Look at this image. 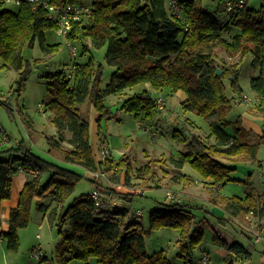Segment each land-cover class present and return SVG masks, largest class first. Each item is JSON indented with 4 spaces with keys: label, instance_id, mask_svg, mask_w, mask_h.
<instances>
[{
    "label": "trees",
    "instance_id": "trees-1",
    "mask_svg": "<svg viewBox=\"0 0 264 264\" xmlns=\"http://www.w3.org/2000/svg\"><path fill=\"white\" fill-rule=\"evenodd\" d=\"M179 1L182 7L179 14L172 10L174 7L169 0H95L90 4L91 14L76 22L70 33V38L85 41V49L81 50L82 53L90 52L89 56L84 61L75 60L69 72L58 70L49 75L52 97L44 103V111L54 113L52 122L57 128V134L47 138L51 152L59 150L65 162L90 172L97 171L99 164L104 162L108 172L127 168L129 174L130 162L125 154L118 162L110 157L98 160L91 142L90 121L83 114L82 105L87 101L91 104L99 113L97 121L110 118L111 110L105 98L141 85L143 89L122 100L121 109L134 113L136 118L142 113L150 118L157 105L156 97L146 89L150 84L157 92L165 88L173 94L183 91L187 95L180 104L183 113L194 112L208 118L221 111L219 119L210 123L208 137L211 141L197 134L188 138L181 128L174 130L173 137L184 143L186 151L172 157L173 180L194 183L195 178L182 171L189 164L213 193L215 190L219 193L227 182L238 180L233 173L239 170L242 162H257L263 166L258 154L264 146V131L254 134L256 141L253 142L240 116L235 120L226 118L227 110L232 107L228 88L243 95L240 61L221 64L217 49H223L229 57L252 55V68L259 71L251 79V88L258 100L254 111L264 116V0L259 8L247 4L236 15L227 11L226 0L227 18L214 12L218 8L210 11L201 7L197 0ZM51 29L57 30L58 25L41 5L35 7L25 2L17 11L0 7V69L19 71L20 88L25 86L32 71V63L24 57L23 49L34 47L37 40L47 54L58 49L57 44L47 41L46 32ZM231 29L234 33L228 39L224 33ZM104 47L105 60L115 69L110 82L102 87L103 63L91 52L93 48ZM152 162L159 166L161 160L156 158L140 170L151 173ZM21 168L33 172L34 176L24 184L18 205L10 210L8 229L4 231L3 203L11 199L13 177ZM92 176L101 205H96L90 193L66 205L76 182L83 178L82 173L44 159L25 143L0 149V241L5 240L9 250H18V231L29 224L35 205L58 228L61 240L56 251L61 255V264H68L73 258L89 261L93 257L100 264H180V260L185 264L195 263V250L205 237L194 212L193 205H197L167 197L150 210L149 228L146 229L143 220H139L142 216L129 207H105L117 198L131 202L139 193L120 192L97 182ZM130 197H133L131 201ZM220 198L233 216L253 213L264 218V192L258 194L254 188H249L245 197L221 195ZM162 227L179 231L178 252L171 259L163 249L149 253L146 248V235ZM77 242L81 249H77ZM213 243L234 251L240 258L246 254L242 244L230 243L220 234L213 236ZM46 259L43 256L40 264H46ZM227 264H236V259L232 258Z\"/></svg>",
    "mask_w": 264,
    "mask_h": 264
},
{
    "label": "rangeland",
    "instance_id": "rangeland-1",
    "mask_svg": "<svg viewBox=\"0 0 264 264\" xmlns=\"http://www.w3.org/2000/svg\"><path fill=\"white\" fill-rule=\"evenodd\" d=\"M80 1L92 4L95 0ZM197 1L201 7L210 11H214L218 8L217 11L214 12L216 14H222L221 18H227L229 15L228 12L224 10L226 0ZM249 2L250 5L256 9L259 8L261 4V0H249ZM166 5L170 8L168 3ZM3 8L17 11L19 6L10 4L5 5ZM172 10L175 11V9ZM233 33L234 30L231 29L225 32L224 35L228 39H231ZM46 37L49 43L57 44L58 46V49L53 53H45L40 46L39 40L36 41L34 47L23 49L24 57L28 58L32 63V71L23 88L19 86V71L6 68L0 69V97L3 100L0 102V136L2 131H4L5 134L11 138V144L18 146L19 144L25 143L44 159L62 166L72 167L83 174V178L76 182L75 191L66 202V205H68L81 195L90 193L96 186L94 182L95 178L93 176L91 178L93 171L87 173L85 168L72 166L61 160L60 156H62V154L59 150H56V152H51L49 150L47 138L54 136L57 128L52 122L54 113L50 111L44 113L42 107H44L46 100L52 97L49 75L58 70L69 72L75 60L84 61L89 56L88 54L90 52L82 53L81 49H83L85 45V41L82 39L79 38L74 40L72 38H67L64 35L58 34L55 29L48 30L46 32ZM69 42L77 46L79 50L75 58L71 55ZM92 51L91 54L93 53L95 59L103 63L104 74L102 87H104L110 82L115 67L106 62L105 47L101 49L93 48ZM217 53L218 61L221 64H230L240 61L242 68L240 85L243 88V95L239 96V94H235L231 88H228L227 94L231 99L232 107L230 109L228 108L229 110H227L226 118L235 120L246 111L258 117H262V122H264V116L256 114L254 111V107L258 100H256V95L251 88V79L257 76L259 71L252 67L247 70V66L250 67L251 54L244 58L240 55L229 57L221 48L217 49ZM81 54L85 55L82 56ZM35 64H37V66ZM140 89H143L141 85L126 89L120 94L107 96L105 98V104L111 110L110 118L105 117L98 121H94L93 118L90 119L94 108H92L88 101L82 105V110L83 114L87 116L90 121L91 142L94 146L93 148L97 158L104 160L103 151H108V156L115 161H120L125 154L129 157L130 162L129 174L127 173V168L117 172L116 170H114L115 172H108L106 171L104 162H102L99 164L100 166L97 170L99 175H93L96 177L97 182L106 184L110 188H115L120 192L126 193L135 191L139 193L135 195L134 199L129 202V206H127L133 212L138 209L144 211L139 220H143L145 228L148 229L151 215L150 210L158 206L160 202L167 200L168 190H172L182 202H185L177 186L178 183L183 184V181L177 182L172 179V170L175 167L172 157H178L181 151H186L184 143L178 142L173 137L175 133L174 130L181 128L188 138L193 134H197L205 141H211L212 139L208 137L209 129L207 123L217 121L221 111H218L208 119L194 112H188L184 115L181 107L180 109H178V105L173 107V93L169 88L157 92L148 84L146 89L151 93V96L156 97L158 94H161L164 97V103L161 106L156 105L154 114L150 118L146 117L144 113L136 118L134 113L122 110L120 104L124 98ZM244 94L251 99V102L244 99ZM186 117H188V119H186ZM190 120L202 127V130H197L196 126H193L192 123L189 122ZM250 136L252 137V141L255 142L256 137H254V132L250 131ZM16 141H18V143H16ZM65 146L68 147V143H66ZM258 155L262 160L263 166H259L257 162H242L239 170L235 173L238 179L250 182L254 179V171L264 174V146L260 148ZM156 158L161 160V162L159 166L152 162L151 173H145L140 170L145 168L150 161H154ZM115 166H117L116 162ZM115 168L117 169V167ZM183 168V172L190 173L195 180L200 178L189 164H186ZM153 170H156V173H153ZM252 170L253 175H250V171ZM46 175L47 172L44 176ZM258 182L260 183L259 180ZM199 184L201 183L199 182ZM202 184L198 186L196 181L193 183V189L196 190L195 192H198L199 195L202 196H191L189 200L191 204L197 205H193L196 218L207 228L203 242L195 250L194 264H203L202 250H205L203 252L209 254L211 257H217L215 246L212 243L214 233L226 237L227 234L226 231L223 230L222 222H226L225 224H227V222L230 223L231 221L224 207L210 200H205ZM245 190V183L236 180L229 182L222 189V195L244 196L246 195ZM257 191L264 192V189L260 190L259 187H257ZM210 196L212 197V194ZM116 200L120 199L117 198ZM124 202L126 203V201ZM5 207L10 206L5 205ZM248 214L250 218H253L252 221L259 219L257 221L260 222L262 220L254 216V214ZM246 215H240L238 219L241 218V220L248 221L245 220L248 219ZM258 227L261 228L262 224H258ZM220 228L221 231H216L220 230ZM238 233L236 238L242 243H245L248 247H251L253 251V257L247 261L248 264H263L261 255L262 251H264V229L260 242H256V235L254 233H246L241 229H238ZM18 236L19 248L17 251L7 250L6 241H0V264H40L39 260L33 256L34 248L41 249L43 256L47 257L44 261L46 264H61V255L56 251V247L61 240L58 228L53 224L52 220L48 218V216H45L43 211L38 210L35 205L32 207L29 224L19 229ZM178 237L179 231L176 229L162 227L152 230L146 235V248L149 253L159 252L163 249L166 255L172 257L175 254L174 250L177 245ZM76 246L77 249H81V244L79 242L76 243ZM227 261L230 262L231 259L227 258ZM179 262L180 264H185L183 260ZM214 263L220 264V261L214 259ZM68 264H85V262L73 258ZM92 264L100 263L92 261Z\"/></svg>",
    "mask_w": 264,
    "mask_h": 264
},
{
    "label": "crops",
    "instance_id": "crops-1",
    "mask_svg": "<svg viewBox=\"0 0 264 264\" xmlns=\"http://www.w3.org/2000/svg\"><path fill=\"white\" fill-rule=\"evenodd\" d=\"M84 3V2H83ZM248 5H250V2H248ZM252 56V55H251ZM218 59V58H217ZM252 59L253 57L251 58V62H250V67L247 66V70L248 68L251 69L252 67ZM164 91V90H163ZM159 92V91H158ZM187 98V95L183 92V91H178L176 93L173 94V107L175 105H178V109H180V104L182 101H184L185 99ZM2 98L0 97V102H2ZM177 108V107H176ZM45 113V111H43ZM187 113H184V115H186ZM176 115V114H175ZM98 116L99 114L97 113V111L95 112V110L93 111V114L91 115L90 119L93 118L94 121H97L98 119ZM241 117V120H242V125L248 130V131H252L254 132V134H263V131H264V122H262L263 118L262 117H258L256 115H253L252 113H248L246 111L243 112V114L240 115ZM183 118V117H182ZM209 118V117H208ZM206 118V119H208ZM186 119H188V117H186ZM191 121V120H190ZM189 121V122H190ZM192 123H194L193 121H191ZM208 125V129H210V123L208 122L207 123ZM194 125L196 126V129L197 130H202V127H200L199 125H197L196 123H194ZM56 134H57V129H56ZM55 134V135H56ZM54 135V136H55ZM13 145H10L9 147H11ZM49 146V145H48ZM96 146V145H95ZM94 147V146H93ZM50 148V146H49ZM60 159L63 160V157L60 156ZM98 160H101V159H98ZM221 161L227 163L229 162L227 159H222L220 158ZM64 161V160H63ZM67 163V162H66ZM67 164H70V163H67ZM72 166H76V165H73V164H70ZM83 168V167H82ZM184 169V168H183ZM183 171V170H182ZM90 171L87 170V173H89ZM237 172V171H236ZM235 172V173H236ZM186 173V172H185ZM235 173H233V176L238 179L236 176H235ZM190 174V173H188ZM198 174V173H197ZM199 175V174H198ZM32 176H34V173L33 172H30L28 171L27 169L25 168H21L18 173H16L13 177V191H12V197L11 199L9 200H6L4 203H3V210H2V218H3V224H2V230L6 231L8 229V226H9V214H10V210L11 208L15 207L18 205V202H19V197H20V192L24 186V184L28 181L29 178H31ZM200 176V175H199ZM239 181H242L244 183H248V185H246V190L245 192L249 189V188H254V190L256 191V193L258 194H261L263 191H257V187H259L260 190H263L264 189V174L261 173V172H255L254 171V179L252 181H244V180H240L238 179ZM258 180L260 181V183L258 182ZM198 186H201V184L203 183V180L202 178H198L196 180ZM199 182L201 184H199ZM230 182V181H229ZM227 182L226 185L229 183ZM260 184V185H259ZM225 185V186H226ZM177 186L179 187L178 188V191L180 192V194L184 197L185 199V202H189L190 200V197L191 196H202V195H199L198 192H195L196 190L193 189L194 185L193 183L191 184H188V185H185L184 183H178ZM221 187L220 188V192L218 193L217 190H215V193H213V190H211V188H207V186L205 184H202V190L204 191V197H205V200H210L212 202H215L216 204H220L222 207H225V205L223 203H221V195H222V189L225 187ZM93 190V189H92ZM195 193V194H194ZM212 194V197L210 196ZM221 194V195H220ZM217 195V196H215ZM239 196V195H238ZM226 197H231V196H226ZM240 197H245L244 196H240ZM203 198V197H202ZM113 202L115 203H118L122 206H127L129 204V202H124L123 198H120V200H113ZM5 205H9L10 207H5ZM129 206V205H128ZM127 206V207H128ZM227 211V210H226ZM227 214L230 216V223L227 222V224H225L224 222H222L223 224V230L226 231V234L227 236L224 237L226 238L230 243H234V242H238L240 244H242L244 247H245V251H246V254H244L245 256H243L242 258H240L241 256H238L237 253H235L234 251H230L228 249H225L223 247H218L216 245H214L213 243V240H212V243L213 245L215 246V250H216V254H217V257H211V262L213 264L214 263V259L216 260H219L220 261V264H227L228 261H227V258H234L236 259V264H248L247 261H249L250 259H252L253 257V251L251 250V247H248L247 245H245V243H242L239 239H237L236 237L238 236V229H241L243 231H245L246 233L249 232V233H254L256 235V242H260L261 240V236L263 234V229H264V218H260L262 219L260 222L257 221L259 219H257L256 221H252L253 218L251 217L250 218V215L247 214L246 215V218L248 219H245V220H248V221H244V220H241L238 219L239 216H233L230 214V212L227 211ZM262 224V227L259 228L258 227V224ZM200 228L203 229L205 231V234H206V226L204 224H201L200 223ZM216 231H221V228L220 230H216ZM216 233H214L215 235ZM5 241V240H4ZM4 241H1V242H4ZM175 254H177L178 252V246L176 245L175 246ZM5 250V249H4ZM7 250H9L7 248ZM205 250H202L201 251V254L203 255V252ZM6 252V251H5ZM174 254V255H175ZM173 255V256H174ZM168 256L170 259L173 258ZM78 260V259H77ZM238 260V261H237ZM92 261H97L98 260L96 258H90L89 261H83L85 262V264H92ZM261 261L262 263L264 264V251H262V255H261Z\"/></svg>",
    "mask_w": 264,
    "mask_h": 264
},
{
    "label": "built area",
    "instance_id": "built-area-1",
    "mask_svg": "<svg viewBox=\"0 0 264 264\" xmlns=\"http://www.w3.org/2000/svg\"><path fill=\"white\" fill-rule=\"evenodd\" d=\"M25 2L31 3L35 7L40 5L45 7L48 10L49 18L54 20L58 25V29L56 30L58 34L64 35L67 38H70L71 36L70 33L74 27V24L76 22H79L87 18L92 12L91 5L87 3L76 2V3L54 4L51 3L50 0H0V7H4L5 5H10V4L11 5L15 4L20 6L22 3ZM248 2L249 0H227L226 9L229 13L236 15L248 4ZM169 4L174 7L175 11L178 14L180 13L182 7L179 0H169ZM186 30H188V27H186ZM69 47L72 57L75 58L79 52L77 46L69 42ZM243 97L246 101L251 102V99L246 94H244ZM156 102L157 105L161 106L164 103V97L161 94H158L156 96ZM42 109L44 111V107H42ZM16 143H18V141H16ZM10 145H13L11 144V138L8 135H6L4 131H2V134L0 136V149H4L6 147H9ZM103 156H104V160H106L109 157L108 151H103ZM93 174L99 175L97 171L93 172ZM90 197L96 201V205H101L100 193L97 189L94 188L90 192ZM167 197L175 201H181V199L177 197L172 190H169L167 192ZM120 206L122 205L112 202V204L107 205L105 207L114 208ZM136 212L139 215H143L144 213L142 209H138ZM33 256L40 262L43 257L41 249L34 248ZM202 263L213 264L211 262V256L207 253L203 254Z\"/></svg>",
    "mask_w": 264,
    "mask_h": 264
},
{
    "label": "water",
    "instance_id": "water-1",
    "mask_svg": "<svg viewBox=\"0 0 264 264\" xmlns=\"http://www.w3.org/2000/svg\"><path fill=\"white\" fill-rule=\"evenodd\" d=\"M220 72H221V70H220V69H218V73H220ZM132 198H133V197H130V198H129V200L131 201V200H132Z\"/></svg>",
    "mask_w": 264,
    "mask_h": 264
}]
</instances>
